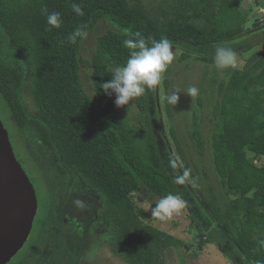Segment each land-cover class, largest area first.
Here are the masks:
<instances>
[{
    "label": "trees",
    "instance_id": "trees-1",
    "mask_svg": "<svg viewBox=\"0 0 264 264\" xmlns=\"http://www.w3.org/2000/svg\"><path fill=\"white\" fill-rule=\"evenodd\" d=\"M240 1L211 0L214 12L196 11L159 24L128 0H0V26L23 60L20 68L0 63V95L10 119L47 179L61 178L66 169L98 194L113 252L128 264H156L165 250L183 246L181 240L145 224L143 210L136 214L131 197L143 187L159 199L172 193L187 202L200 246L216 244L233 264H264L259 244L264 240V49L251 56L249 67L235 68L218 88L214 169L221 186L237 193L224 210L211 200L199 201L169 156L161 153L160 136L131 124L123 106H116L115 94L109 96L102 88L114 70L125 65L129 49L123 41L134 38L130 34L136 31L156 40L167 37L183 49L215 52L221 45L236 47L247 21ZM73 3L81 6L83 16L72 10ZM44 7L61 13L60 28L47 24ZM101 21L112 29L98 38L92 58L97 108L81 83L83 41L71 44L67 37L80 25H87L90 33ZM201 60L214 63L211 57ZM25 82L36 115L23 104ZM147 104L144 100L139 107L146 111Z\"/></svg>",
    "mask_w": 264,
    "mask_h": 264
},
{
    "label": "rangeland",
    "instance_id": "rangeland-1",
    "mask_svg": "<svg viewBox=\"0 0 264 264\" xmlns=\"http://www.w3.org/2000/svg\"><path fill=\"white\" fill-rule=\"evenodd\" d=\"M133 6H139L159 24L175 22L182 16H192L196 11L214 12L211 0H128ZM239 9L246 17L244 34L232 49L238 55V67L243 70L251 65L250 58L264 49V0H241ZM112 26L105 21L99 22L83 40L80 50V77L84 90L91 97L95 107H99L98 97L93 90L92 58L95 54L98 38L111 30ZM241 44V45H237ZM246 45L248 47H246ZM5 31L0 26V63L12 67L23 65V60L16 52ZM174 61L162 74L160 84L153 88H146L143 95L132 98L123 108L130 123L148 129L157 138L161 153L167 154L171 164L181 173L190 189L201 198L214 202L224 210L229 201L237 193L224 189L217 176L212 154V138L215 132L217 118L214 108L220 99L218 88L224 84L234 69L218 70L215 63H206L201 57L214 59L215 52L205 49L173 48ZM24 74V72H22ZM190 86L199 89L198 95L189 97L186 92ZM260 86L259 88H262ZM178 91L179 100L173 105L167 97ZM23 104L30 115H36V106L28 82L21 90ZM147 100V110L143 111L139 105ZM149 105V108H148ZM0 121L7 130L14 154L25 173L33 184L39 201L38 217L42 218L51 206L52 192L45 180L49 178L37 166L26 147V141L20 135L10 119L9 108L0 95ZM198 128L199 136L195 135ZM200 138V139H198ZM182 151V156L178 154ZM262 164V160H258ZM185 164L188 170L185 169ZM199 195V196H198ZM201 197V198H200ZM136 214L144 211L142 221L160 232L170 234L181 240L183 246L165 250L156 264H233L219 250L214 243H202L197 239L195 229L191 225L190 215L186 207L178 214L165 221L151 215V209L159 201L144 187L139 193L131 197ZM139 215V214H138ZM142 224V223H141ZM206 240V239H205ZM209 240V239H208ZM108 242V237L105 243ZM29 242L17 257L9 264H16L28 251ZM104 246V245H103ZM109 248L103 247L98 264H128L116 254L110 255Z\"/></svg>",
    "mask_w": 264,
    "mask_h": 264
},
{
    "label": "flooded vegetation",
    "instance_id": "flooded-vegetation-1",
    "mask_svg": "<svg viewBox=\"0 0 264 264\" xmlns=\"http://www.w3.org/2000/svg\"><path fill=\"white\" fill-rule=\"evenodd\" d=\"M61 175V178L45 180L52 192L51 206L42 218L38 217L37 198L28 238L10 260L13 261L28 242L29 249L16 264H98L103 247L109 248L108 254L115 255L106 211L98 194L74 172L64 169ZM106 237L108 242L105 243Z\"/></svg>",
    "mask_w": 264,
    "mask_h": 264
},
{
    "label": "clouds",
    "instance_id": "clouds-1",
    "mask_svg": "<svg viewBox=\"0 0 264 264\" xmlns=\"http://www.w3.org/2000/svg\"><path fill=\"white\" fill-rule=\"evenodd\" d=\"M71 7L78 16L84 15L79 4L73 3ZM41 11L46 16V22L51 28H60L63 23L60 12L49 13L46 7ZM88 35L87 25H80L67 39L69 43L76 44L78 41L87 39ZM130 35L134 38L123 41L124 47L129 49L125 65L117 67L111 79L102 84L105 94L109 96L115 94L117 107L127 105L132 98L143 95L146 88L158 86L162 80V74L174 61V42L167 37L162 36L159 40L151 36L146 38L140 31ZM214 63L218 70L235 69L238 67V55L230 46H217ZM198 92L197 87L190 86L186 94L189 97H195ZM179 94L178 91L173 92L167 97L168 102L173 105L177 104ZM186 203L178 194L169 193L159 199L155 207L151 209V215L165 221L183 210ZM259 244L261 248H264V240L259 241Z\"/></svg>",
    "mask_w": 264,
    "mask_h": 264
},
{
    "label": "water",
    "instance_id": "water-1",
    "mask_svg": "<svg viewBox=\"0 0 264 264\" xmlns=\"http://www.w3.org/2000/svg\"><path fill=\"white\" fill-rule=\"evenodd\" d=\"M36 210L34 186L16 159L0 121V264L9 262L23 246Z\"/></svg>",
    "mask_w": 264,
    "mask_h": 264
}]
</instances>
